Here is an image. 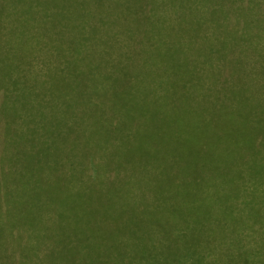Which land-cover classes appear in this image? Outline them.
<instances>
[{
    "label": "trees",
    "instance_id": "obj_1",
    "mask_svg": "<svg viewBox=\"0 0 264 264\" xmlns=\"http://www.w3.org/2000/svg\"><path fill=\"white\" fill-rule=\"evenodd\" d=\"M0 264H264V0H0Z\"/></svg>",
    "mask_w": 264,
    "mask_h": 264
},
{
    "label": "rangeland",
    "instance_id": "obj_2",
    "mask_svg": "<svg viewBox=\"0 0 264 264\" xmlns=\"http://www.w3.org/2000/svg\"><path fill=\"white\" fill-rule=\"evenodd\" d=\"M84 132H86V131H83V133ZM101 131H91V134L95 137L96 136V134H98V133H100ZM229 132V131H228ZM234 131H230L229 132V134L230 133H233ZM235 132H244L245 134H250V135H254L255 133H257L258 131H235ZM233 133V134H236V133ZM106 134H108V132H106ZM122 134V132L121 131H115V132H112V134L111 135H109L108 134V136L110 137V136H122L121 135ZM88 135V134H87ZM131 135H134L135 136V138H137V139H142L143 137H145V136H150L151 135V133L149 132V131H133L132 133H131ZM226 135H228V134H226ZM17 137H19L20 136V134H17L16 135ZM90 138V137H89ZM88 138V139H89ZM228 138V137H227ZM90 140H92V139H90ZM93 141V140H92ZM121 143H122V141H121ZM104 145V144H103ZM104 146H106L107 148H109V147H111V148H109L110 150H111V153H110V155L113 157V158H115L116 156H118V159H116V162L117 163H132V164H134V163H137L138 162V159H136V158H130V159H128V160H123L124 158H126V157H135V155L134 154H125V153H120V152H118L117 153V149L120 147V146H122L121 144H120V140L117 142V143H108L107 145H104Z\"/></svg>",
    "mask_w": 264,
    "mask_h": 264
}]
</instances>
